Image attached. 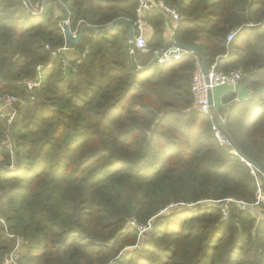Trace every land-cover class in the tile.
Masks as SVG:
<instances>
[{"label": "trees", "instance_id": "obj_1", "mask_svg": "<svg viewBox=\"0 0 264 264\" xmlns=\"http://www.w3.org/2000/svg\"><path fill=\"white\" fill-rule=\"evenodd\" d=\"M164 1L180 14L174 41L244 74L249 95L225 93L218 112L239 153L192 105L195 53L134 66L167 44L160 9L145 15L148 50L132 52L137 0H0V95H26L10 125L0 118L12 145L0 148V264L18 239V264H264V216L240 204L255 199L253 170L261 180L248 160L264 169V0ZM65 13L72 33L87 25L76 46ZM64 45L79 51L66 69L52 53Z\"/></svg>", "mask_w": 264, "mask_h": 264}, {"label": "built area", "instance_id": "obj_2", "mask_svg": "<svg viewBox=\"0 0 264 264\" xmlns=\"http://www.w3.org/2000/svg\"><path fill=\"white\" fill-rule=\"evenodd\" d=\"M137 6H136V19L133 21L134 24V40H133V48L131 51L133 52V49L136 48L141 51H147V42L149 40L148 36V29L151 27L146 19L145 15L146 12L153 8H158L162 11L165 16H167V20H173L178 21L180 19V14L177 11V9L173 6H170L167 4L164 0H137ZM38 5L36 4L32 10V12L38 11ZM68 24V20L63 21L62 30H64V24ZM73 34H76L74 32ZM236 34V31L233 30L227 35V41H230ZM70 47L68 45H64L60 48H58L56 51H53L52 53L55 54L56 52H59L63 48ZM155 57H157L158 63H164L166 61H169L171 59H178L181 55L184 53L190 52L186 49H183L180 46L174 45L172 42H169L166 44L165 47H162L160 49H157L154 51ZM63 61V69H66L69 66V61L64 56L62 58ZM78 62V60L76 61ZM208 68V82L206 81L205 75L202 71V68L200 66V61L198 59L193 71H192V77H191V93H192V105L194 108L198 109L199 111L210 114V106H209V90H213L214 87L219 86H228L231 89H235L240 83L243 78V72L241 69H232L229 71H223L218 70L216 67V63L213 62ZM72 71L75 70V67L72 65ZM27 90L25 92H28L33 87L39 85L38 77L34 78L33 80H27L26 81ZM26 95L20 96V95H14V94H2L0 95V118L3 120V122L7 125H10L14 118L16 117V108L15 105L17 103H23ZM213 98V97H212ZM33 99V97H31ZM222 102V101H221ZM216 107V102L213 99V108ZM216 109V108H215ZM214 111V109H213ZM215 114L219 118L220 125L223 123V117L218 113V109L216 110ZM213 129H215V133L219 141L223 144H228V138L223 135L219 129L213 125ZM11 148V140L8 138V133L4 135V137L0 141V148L1 147ZM12 166V165H11ZM255 176V187H256V194L254 201L250 203H246L243 201H240L241 208L242 209H261L262 205H264V185L262 181L258 178L254 170L252 171ZM175 205L170 204L168 208L174 207ZM132 224H134V221H131ZM150 225H139L138 229L142 233L146 229H148ZM23 240L18 239L16 245L14 248L3 256V259L1 261V264H18V259L20 252L22 251L23 247Z\"/></svg>", "mask_w": 264, "mask_h": 264}, {"label": "water", "instance_id": "obj_3", "mask_svg": "<svg viewBox=\"0 0 264 264\" xmlns=\"http://www.w3.org/2000/svg\"><path fill=\"white\" fill-rule=\"evenodd\" d=\"M64 18L66 20L67 18V15L66 13L64 14ZM127 20L125 19H118L114 24L108 26V27H105V28H101V29H93L91 28L94 32L96 33H100V32H105V31H109V30H112L114 29L115 27H117L121 22H125ZM129 24V30H128V35H127V39H128V42H129V46H130V49L133 48V40H134V24L132 22H128ZM84 28H87V25L84 24L80 31L77 33V34H73L68 25L65 23L64 24V36H65V40L68 44L70 45H73V46H76L79 41L81 40L82 38V33H83V29ZM174 45H177V46H180L182 47L183 49H186L187 51H190V52H193L195 53V55L197 56V58L199 59L200 61V66L202 68V71L205 75V78H206V81L208 82V68H207V65L202 57V54L201 52L198 50V48L195 46V45H190V44H182V43H179L177 41H173L172 42ZM157 60V57H154V59L146 66L144 67H139L136 63H134V66L136 68H138L139 70H143L145 69L146 67L150 66V64H152V62H155ZM209 106H210V114H211V117L213 119V123L214 125L219 129V131L223 134L224 133V130L221 128V125L219 123V118L217 117V115L215 114V112L213 111V98H212V92L211 90H209ZM228 138V137H227ZM228 141H230L233 145V152L235 153H239L238 150L235 148L232 140L230 138H228ZM249 165H253L261 174V180H262V183L264 185V169L257 163L251 161V160H248L247 162Z\"/></svg>", "mask_w": 264, "mask_h": 264}, {"label": "crops", "instance_id": "obj_4", "mask_svg": "<svg viewBox=\"0 0 264 264\" xmlns=\"http://www.w3.org/2000/svg\"><path fill=\"white\" fill-rule=\"evenodd\" d=\"M176 25H177V21H173V20H166L165 21V26H164V40H165L166 43H169V42H173L174 41L173 34H174V30L176 28ZM151 35H152V28L149 27V29H148V36H149V38L151 37ZM59 52L62 53V55L66 59H68L70 61L71 60H75V59H77L79 57V51L75 47H72V46L67 47V48L65 47L62 50H60ZM240 86L238 87V89H236L237 88L236 87L234 90L230 88L231 89L230 91L231 92H235L236 95H237V98L247 97L249 95L248 89L245 88V91H242L243 90L242 88H244V87H240ZM239 89H240V91H239ZM230 91H227V92H230ZM227 92H225V93H227ZM221 99H222V97H221Z\"/></svg>", "mask_w": 264, "mask_h": 264}, {"label": "rangeland", "instance_id": "obj_5", "mask_svg": "<svg viewBox=\"0 0 264 264\" xmlns=\"http://www.w3.org/2000/svg\"><path fill=\"white\" fill-rule=\"evenodd\" d=\"M68 25V24H67ZM77 34V33H76ZM241 85V86H240ZM239 86L240 87H244V88H242L243 90L242 91H245V88H246V86H244L242 83H240L239 84ZM239 86H237V88L236 89H238V87ZM231 89H230V87H228V86H219V87H214L213 88V90H212V97L214 98V100H215V102H216V109L215 108H213L214 109V111L215 112H217L216 110L218 109V111H219V109H220V107H224V104L221 102V97H222V95L225 93V92H227V91H230ZM239 91H240V89H239ZM257 215H258V217L259 216H264V207H262L261 209H259L258 211H257Z\"/></svg>", "mask_w": 264, "mask_h": 264}]
</instances>
